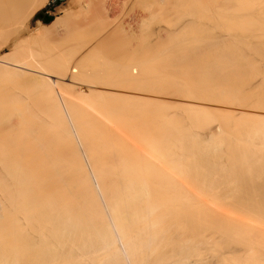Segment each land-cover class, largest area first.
Returning a JSON list of instances; mask_svg holds the SVG:
<instances>
[{
	"label": "bare ground",
	"instance_id": "obj_1",
	"mask_svg": "<svg viewBox=\"0 0 264 264\" xmlns=\"http://www.w3.org/2000/svg\"><path fill=\"white\" fill-rule=\"evenodd\" d=\"M47 1L7 0L13 7L19 5L20 16ZM126 1L129 0L123 2ZM184 1L182 6L179 4L182 8ZM185 3L190 17L182 24L184 28L180 26L182 30L179 27L175 28L176 33L168 31L167 35H171L165 41L171 42L168 45L172 47L152 53L166 55L165 60L161 58L162 68L177 69L183 72L179 76L185 75L186 81L191 79L183 82L181 76L182 82L173 83L178 88L174 86L178 91L184 90L183 95L195 88L186 94L189 99L264 109V0ZM46 27L39 25L31 37L44 35ZM75 38L54 48L36 49L22 44L15 55L0 63L2 76L31 74L24 83L21 80L22 90L32 92L33 97L38 93L35 107L27 103L30 94L27 100L24 98L26 106L17 107L8 104L14 99L21 103L20 92L12 98L0 91V264H264V115L248 110L235 112L228 107L212 109L204 102L188 99L178 101L180 104L174 100L178 111L183 110L174 115L178 117L173 118L175 123L171 119L172 125L168 119L159 122L162 114L154 106L163 102L161 97L158 102L157 98H149L152 95L138 98L134 90V95L129 92L127 96L101 87L149 91L155 85L161 93L168 84L174 91L170 77L164 75L168 78L165 81L160 72L164 81L156 82L158 75L155 73L157 80L153 81L154 72L149 70L153 65L146 63L150 68L142 66L138 72L134 66L135 70H128V64V69L117 66L120 62L114 64L120 72L112 74L110 70L104 75L100 65L99 75L88 77L87 71L86 75L81 70L88 67L83 66L84 54L90 48L85 53L80 51L88 41ZM179 43L181 47L177 46ZM161 59L157 61L161 63ZM114 66L107 65L109 69ZM52 74L59 79H53ZM81 74L87 78L84 80ZM66 76L70 79L66 80ZM155 82L162 83L161 90ZM184 86L187 91L182 89ZM146 97L154 105L152 122H145L146 112L152 109H148L151 103ZM138 116L144 119L140 121ZM181 118L189 121L187 127L188 123L191 128L208 125L204 135L227 140L226 143L229 140L228 145L224 142L229 152L222 148L224 153L220 156L218 140L212 139L216 142L212 145V140L209 143L206 137H198L203 133L182 129L186 121L181 122ZM222 128L224 132L220 131ZM219 132L235 137L227 139L225 134L224 140ZM189 133H194L191 141ZM236 136L243 142L238 143ZM201 139L212 145L213 151L208 149L211 156ZM179 140L186 143L181 145L182 150H193L187 154L201 153V160L208 162L207 174L211 171V178L202 170L209 178L206 177L208 186L204 182L208 188L194 185L197 181L192 177L191 183L181 175L187 184L177 177L179 172L173 174L180 165L185 168L170 152L180 150V158L187 155L179 148ZM193 140L199 144H192ZM176 141L179 149L167 145ZM204 150L206 154L202 153ZM218 156L228 157L227 161L222 158L226 163ZM188 157L187 162L191 158ZM201 160L197 158L200 166ZM198 163H187L186 167L191 165L190 173L184 175H191ZM220 173L221 177H214ZM233 183L235 187L230 186ZM216 188L221 191L217 193ZM204 189L211 191L205 193Z\"/></svg>",
	"mask_w": 264,
	"mask_h": 264
},
{
	"label": "rangeland",
	"instance_id": "obj_2",
	"mask_svg": "<svg viewBox=\"0 0 264 264\" xmlns=\"http://www.w3.org/2000/svg\"><path fill=\"white\" fill-rule=\"evenodd\" d=\"M62 1H65V0H62ZM123 1H125V0H77L76 1V3H77V6L75 5H73V6H70L69 5V2L68 1H65L63 4H64V6H62V5H60V6H57L60 2H51L50 0H48L45 4H44V6L42 7V8H38V10L36 9V10H31V11H28L27 13H26V15H22V16H20V14H21V12H20V10H22V9H20V7H19V5L17 6H11L10 5V3L8 4V2H7V0H5V1H3V0H1L0 1V3H1V5H0V63L2 62L1 60H6L8 57H9V59L13 56V55H15L18 51H19V49L21 48V45L22 44H30V45H28V46H31V45H33V47H35L36 49L37 48H49V47H52V48H54V47H57V46H62V45H64V44H66V43H68V42H71L72 40H74L73 38H74V36L76 37L75 39H77V40H82L83 42L85 41H88V42H90V43H92V42H94V44H97V45H94L92 48L91 47H89L90 49V51L88 52V53H86V54H84L85 55V59H86V62L87 61H89L90 62V65H89V62L88 63H86L85 62V60L83 61V62H85V64L83 65V66H87L88 65V67L86 68V67H84V68H86V69H84L83 70V68H82V70H81V72L83 73V74H86L88 77L90 76L91 77V74H93V76H95V75H99V73L97 72L98 70H100L102 67H104V69L102 68V70H100V71H103V74L105 75V74H108V72L109 73H111L110 72V70H112L113 72H112V74H114L115 72H118V70L116 71L115 69L116 68H118L117 66H127L126 64H128L129 65V69H128V66L126 67L128 70H130L131 68H132V70H135V69H133V66H134V68H137L136 69V71H138L139 72V69L140 68H142V66H143V68L145 69V67L144 66H146L147 67V65H153V66H151V69H149V70H151L152 71V73L154 74H152V76L154 77L156 74L158 75L156 78L159 80V81H156L155 80V77H154V79H153V77H152V79H153V81L155 80L156 82H161V80L162 79H160V76H162V74H163V76L164 75H167V76H169L170 77V80H168L169 82H172V85L174 86L177 82H179V81H181L182 82V80H184L183 82H189V79H187V81H186V78H184V76L183 75H180L179 76V74L181 73V74H183V72L182 71H178L177 69H176V71H174V70H172L173 68H171V73L169 72V70H170V68L168 69V67L166 68V67H164V68H166V69H164V68H162V59L164 58V57H166V55L164 54L163 56L162 55H157V56H154V54H155V52H157V53H159L158 51H165V50H167V48L169 49V48H171L172 46H169L168 44H170L171 42H168V43H166V41L165 40H167L168 41V38H169V35H171V34H169V35H167L169 32H173L174 30H176L177 31V29L180 27V26H182V24L183 23H185V20L188 18V17H190L187 13H186V7H187V4L185 3L186 2V0L184 1V3H183V6L185 7V5H186V7L184 8H182L181 6H182V2H183V0H180V1H178V0H129V1H126V2H123ZM7 3V4H5V3ZM92 2H94V4L93 5H88L87 3H92ZM176 2H178L177 4H176ZM125 3H127V5L125 4ZM181 3V6L179 5ZM7 5L8 7H9V5H10V7H9V9H8V7L7 6H5V5ZM124 6V7H123ZM126 6V7H125ZM12 7V8H11ZM19 7V8H18ZM48 8L47 10H46V12L45 13H47V14H52V15H54V16H58L59 18L58 19H54L53 21H50L49 23H40L39 22V24H38V26L39 25H41V24H43V25H45V26H47L46 28H47V30L45 31V33H44V35H42V36H36V37H31V34L33 33V31L36 29V28H38V26L36 27V28H33L34 26H35V24H36V21H40L41 19L40 18H37V19H34V15L38 12V11H40L41 9H43V8ZM8 9V11L6 12V10ZM14 8V9H13ZM16 8H18V9H16ZM2 9H5L4 11H2ZM11 9V10H10ZM16 10V11H15ZM18 11V13H16ZM11 14H9V13ZM14 13V14H13ZM7 14V15H6ZM11 16V17H10ZM184 20V21H183ZM42 21V20H41ZM183 21V22H182ZM187 21H188V19H187ZM181 23V25H179ZM112 25V26H111ZM178 26V27H177ZM174 27V28H173ZM165 28V29H164ZM175 28H177V29H175ZM181 28V27H180ZM182 28H184V26H182ZM182 28H181V30H182ZM171 30V31H170ZM180 30V29H179ZM178 30V31H179ZM104 31V32H103ZM167 31V32H166ZM169 31V32H168ZM175 32V31H174ZM131 33V34H130ZM133 33V34H132ZM159 33V34H158ZM176 33V32H175ZM158 34V35H157ZM156 35V36H155ZM72 36V37H71ZM159 37H161V38H159ZM72 38V39H71ZM158 38V39H157ZM159 39H161V40H163V41H161V40H159ZM165 42V43H164ZM172 42H175V41H172ZM177 42V41H176ZM167 44L166 46L165 45H163V46H161L162 44ZM175 45H177V44H175ZM180 45V43L177 45V46H179ZM182 45V44H181ZM181 45H180V47H181ZM167 46H169V47H167ZM32 47V46H31ZM161 47H163V48H161ZM164 47H165V49H164ZM94 48V49H93ZM155 48H156V51H154L155 50ZM157 48H159V50L157 49ZM149 49V50H148ZM154 49V50H153ZM146 50V51H145ZM148 50V51H147ZM152 50V51H151ZM149 51H151L150 53H149ZM154 52V54H152ZM160 54H162V53H160ZM153 55V56H152ZM88 57V58H87ZM156 57H157V59H156ZM150 60H149V59ZM151 58L152 59H155V60H151ZM162 58V59H161ZM8 59V60H9ZM143 59L145 60L144 61V63H143ZM161 59V63L160 62H158L157 60H160ZM168 58H166V60H167ZM115 60V61H114ZM147 60V61H146ZM149 60V61H148ZM164 60H165V58H164ZM110 61V62H109ZM142 61V62H141ZM151 61H152V63H154V64H150L151 63ZM157 61V63H155ZM168 61V60H167ZM117 62L119 63V65L117 64ZM109 63V64H108ZM110 63H113V64H110ZM117 64V66L115 67L114 66V64ZM146 63H147V65H146ZM158 63H160V64H158ZM96 64V65H95ZM123 64H125V65H123ZM145 64V65H144ZM157 65V69H156V65ZM102 67H101V66ZM107 65H108V67L109 66H114V68L113 67H111V69H109L108 67H107ZM159 65V66H158ZM81 66V65H80ZM93 66H96V67H93ZM100 66V67H99ZM137 66V67H136ZM150 66H148L149 68H150ZM93 67V69H91ZM122 67V68H123ZM147 67V68H148ZM153 67H155V68H153ZM96 68V69H95ZM100 68V69H99ZM106 68V69H105ZM119 68H121V67H119ZM122 68H121V70H122ZM146 68V69H147ZM160 70H159V69ZM89 69V70H88ZM98 69V70H97ZM114 69V70H113ZM153 69H156V70H153ZM168 69V70H167ZM95 70V72H97V73H95L94 74V72L93 71ZM141 70H143V69H141ZM159 70V71H158ZM84 71H87L86 73H84ZM93 73H92V72ZM99 71V72H100ZM105 71H106V73H105ZM115 71V72H114ZM156 71H158V72H156ZM91 72V73H90ZM119 72H120V70H119ZM149 72V71H148ZM162 74H161V73ZM176 72H178V73H176ZM180 72V73H179ZM90 73V74H89ZM101 74H102V72H100ZM151 73V72H150ZM156 73V74H155ZM159 73V74H158ZM28 74H30V73H28ZM83 74H81V76H84ZM161 74V75H160ZM174 74H176V75H174ZM185 74V73H184ZM22 75H24V74H22ZM25 75H26V73H25ZM24 75V76H25ZM36 75V74H35ZM34 75V76H35ZM38 75V74H37ZM53 76H52V78L53 79H59L58 77H57V75L55 74H52ZM85 75V76H86ZM31 76V74L30 75H27V77L25 76V77H23V76H7V75H4V76H2V75H0V91H2V93L4 92V94H6V95H10L11 94V97L13 98V97H17L18 95H19V92L21 93V96H18V97H23L22 99V102L21 103H19V101H18V103L16 102V99H14V101L12 102V103H10V104H8L9 106H22V105H25L26 104V100H27V103H29V104H31V106L33 107H35V105H37L36 103H37V99H38V93H35V94H37L36 96H34L33 97V95L34 94H30V93H32V92H30V93H28V91H27V93H25V89H24V91L22 90L23 88H24V86H23V88H22V81L24 80H26V79H24V78H28V77H30ZM33 76V77H34ZM55 76V77H54ZM85 76H84V80L87 78H85ZM92 76V77H93ZM101 76V75H100ZM150 76H151V74H150ZM163 76L161 77V78H163ZM167 76H164V77H166V79H165V81L168 79L167 78ZM172 76V77H171ZM178 76V77H177ZM182 76V77H181ZM32 77V78H33ZM36 77H38V76H36ZM67 77V78H66ZM65 77V79L66 80H68V79H70V77L69 76H66ZM173 77L175 78L176 77V79L174 80L173 79ZM179 77H181V78H183L182 80H180V78ZM19 78H21V79H19ZM31 78V77H30ZM95 78V77H94ZM179 78V79H178ZM29 79V78H28ZM27 79V80H28ZM88 79H91V78H88ZM93 79V78H92ZM174 80V82H173V80ZM22 80V81H21ZM191 80V79H190ZM24 81H23V83H24ZM164 81V79L162 80V82ZM177 81V82H176ZM81 82V81H80ZM152 82V81H151ZM155 82V84H157ZM176 82V83H175ZM84 83H86V81H84ZM165 83H167V82H165ZM164 83V84H165ZM173 83H175V84H173ZM153 85V84H152ZM158 85V84H157ZM156 85V87H158L159 85H162V83L160 84L159 83V85L157 86ZM168 84H166V87H169L168 88V90H167V88L165 87L164 89H166V91L162 88L163 87V85H162V87H160L159 86V88H160V90H161V88H162V90H163V92L161 91V93L159 92V89L157 90V88H154L155 87V85H153L152 87L153 88H151L150 90H151V92H150V94L148 93L147 94V92H149V91H147L148 89H146V90H141V89H132L131 87H121V89H123V90H121L120 89V87L118 88H116V87H108V86H103V87H101V89L103 88V89H105L106 88V90L107 91H110L109 89H111V91H115V92H118L117 90H119V92H121V93H125L126 95L129 93V95L131 94V95H134V91H137L136 93H135V95L134 96H138V95H141V97L142 96H144L145 97V94L149 97L150 95H152V96H150L149 98H151V97H154L153 99H155V98H157V101H158V97H161L162 98V100H163V102L160 104L161 105V108H159L160 106H159V104H157V102L155 103V104H157L156 105V107L154 106V105H152V103H151V101L152 100H149L148 99V97H146L149 101L148 102H150L151 104H150V106H149V104H148V109H150V107H151V105L152 106H154V108H156V112L158 111L159 113H161L160 115H161V119L159 118V117H157V118H159V122H160V120L162 121V119H165V121L167 120V122L169 123H171V125L173 124L172 123V121L174 122V120H173V118H178V117H175L176 116V114L179 112L178 111V108L179 107H177L176 105V102H174V100H176L177 101V103H179L180 101H184V100H188L189 98H187V96L191 93L190 91H192V90H194L193 88H191V90H189V91H187L186 90V86H184L185 88H182V89H185V91H187L188 92V94H187V96H186V94H184L183 95V92H184V90H182L181 91V89L179 88V90L180 91H178V87L176 88L175 86V88H176V90H172L171 88L172 87H170V86H167ZM99 86H102V85H99ZM190 87V86H189ZM112 88H114L115 90H113ZM174 88V89H175ZM187 88H188V86H187ZM129 89H131V91H128ZM152 89H154L153 91H154V93H152ZM206 89H207V87H206ZM210 89L212 90V88L210 87ZM127 90V91H126ZM134 90V91H133ZM209 90V89H208ZM105 91V90H104ZM106 91V92H107ZM133 91V92H132ZM140 91V92H139ZM144 93H143V92ZM156 91H158V92H156ZM177 91V92H176ZM133 94H132V93ZM167 92V93H166ZM169 92H170V94H169ZM173 92V93H172ZM182 94H181V93ZM190 92V93H189ZM9 93V94H8ZM157 93V94H156ZM32 96H30V95ZM137 94V95H136ZM158 95V96H156V95ZM168 94V95H167ZM31 97L30 99L29 98H27V97H29V96ZM183 95V96H182ZM128 96V95H127ZM186 96V97H185ZM36 97H37V99H36ZM140 96H138V98H139ZM184 97V99H182ZM24 98L26 99V100H24ZM143 98V97H142ZM33 99V100H32ZM36 99V100H35ZM152 99V98H151ZM173 99V100H172ZM179 99V100H178ZM193 98L191 97V99H189V100H192ZM162 100H159L160 102L162 101ZM171 100L174 102V103H171ZM194 101H200V102H204L206 105H209V106H212V109H214V107L215 106H219L220 108H225L226 107V109H227V107H228V110H230L231 108H232V111H234V109H235V112H236V110H238L237 112H239V111H253V113L255 112H257V113H262L263 115H264V109H260L259 108V110H258V108H255V107H253V108H250L249 106H247L246 105V107H244L243 105H235V104H230V103H225L224 104V102H223V104H220V102H219V104H218V102H216V104H215V102L214 101H202V100H199V99H193ZM30 101V102H29ZM32 101H34V102H32ZM36 101V102H35ZM158 101V102H159ZM166 101V102H165ZM170 101V102H169ZM179 101V102H178ZM154 102V101H153ZM207 102H210L209 104L207 103ZM214 104H213V103ZM34 103V104H33ZM212 103V104H211ZM180 104V103H179ZM26 106V105H25ZM24 106V107H25ZM179 106V105H178ZM238 106V107H237ZM243 106V107H242ZM248 107H249V109H248ZM152 108V107H151ZM159 108V109H158ZM234 108V109H233ZM89 109V108H88ZM132 109V108H131ZM134 109V108H133ZM147 109V110H148ZM180 109V108H179ZM215 109H216V107H215ZM257 109V110H256ZM89 110H91V108L89 109ZM135 110V109H134ZM133 110V111H134ZM138 110H141V109H136L135 111H138ZM144 110V109H143ZM142 110V111H143ZM146 110V109H145ZM146 110V111H147ZM224 110V109H223ZM255 110V111H254ZM150 111V112H149ZM149 111H147L148 113H150V115L153 113L154 114V112H152L153 111V108L151 109V110H149ZM154 111H155V109H154ZM226 111V110H225ZM125 112H127V109H126V111ZM124 112V113H125ZM141 112V111H140ZM146 112V115H145V117L147 116V118H146V120H145V122H152V121H154L153 119H152V115H151V118H150V116H149V114ZM152 112V113H151ZM180 112H183V110H180ZM179 112V113H180ZM144 113V112H143ZM158 113V114H159ZM178 113V114H179ZM185 113V112H184ZM131 114H132V112H131ZM145 114V113H144ZM157 114V115H158ZM177 114V115H178ZM127 115V114H126ZM140 115H143L142 114V112H141V114ZM159 115V116H160ZM175 115V116H174ZM144 116V115H143ZM149 116V117H148ZM163 117V118H162ZM124 118H126L127 119V117H125L124 116ZM130 118V117H129ZM128 118V119H129ZM150 118V119H149ZM125 119V120H126ZM138 119L140 120V119H144V117H139L138 116ZM170 119L172 120V121H170ZM124 120V119H123ZM123 120H121V121H123ZM131 120V119H130ZM132 120H134V118L132 119ZM131 120V121H132ZM157 120V119H156ZM177 120V119H176ZM175 120V121H176ZM135 121V120H134ZM141 121V120H140ZM143 121V120H142ZM158 121V120H157ZM184 121H186L185 123H182V124H185V125H183L184 127L182 128V126H180L182 129H184V128H186L187 127V122H189L187 119L186 120H184L183 118H181V122H184ZM213 121V120H212ZM211 121V122H212ZM217 121V120H216ZM215 121V122H216ZM125 122V121H124ZM128 122H129V120H128ZM178 123L180 122V120H178L177 121ZM176 122V123H177ZM214 122V121H213ZM130 123H132V122H130ZM175 123V122H174ZM217 123H219V120H218V122ZM217 123H215V124H217ZM180 124V123H179ZM189 123H188V127L187 128H189V129H191V131H194L195 132V130H196V132H198V133H203L202 135H198V137L200 138H205L206 136L204 135V132H206L205 130H207V126L208 125H206L205 126V128H202L203 126H201V128H198V127H193L192 126V128L191 127H189ZM210 125V124H209ZM211 125H212V123H211ZM174 127V126H173ZM172 127V128H173ZM176 127H174V129H175ZM180 128V130H182ZM186 128V129H187ZM199 130H197V129ZM185 129V130H186ZM223 129V128H222ZM220 130L221 132H224L225 130V126H224V129L223 130ZM175 130H178V129H175ZM179 130V131H180ZM184 130V131H185ZM188 130V129H187ZM203 130H204V132H203ZM179 131H177V132H179ZM190 131V132H191ZM200 131H202V132H200ZM221 132H219L218 133V135L219 134H221ZM227 132H229V130H228V128H227ZM227 132H225V133H222L221 134V136L219 135V137H222L221 139H224L225 140V138H223V137H225V134L227 135L226 136V138L228 139V137H231L232 136V138L233 137H235V136H233L234 135V132L233 131H231L230 130V133H233V135H231V136H229L230 134H228ZM180 133V132H179ZM182 133V132H181ZM186 133H187V131H186ZM192 133V132H191ZM191 133H189V136H191ZM217 134V133H216ZM224 134V135H223ZM185 135H187L188 136V134H185ZM188 136V137H189ZM194 136V133H193V135L189 138V141H191ZM215 137H217V135L215 136ZM185 138L186 137H184V141H186L185 140ZM192 138V139H191ZM198 138V139H199ZM207 139H201L200 141H203V142H209V139H210V142H211V140L212 139H216L215 141H217L218 140V144H219V146H218V151H219V153L218 154H220V153H224V151H223V149L222 148H224V149H226L228 146V142H229V140H228V142L226 143L225 141H227V140H225L224 142L227 144L226 145V147L224 146V142L222 141V140H220V139H218V137L217 138H212V137H206ZM231 138V139H232ZM183 139V138H182ZM230 139V138H229ZM234 139V138H233ZM233 139H232V141H233ZM236 141L238 142V143H240V142H243V141H240L239 140V138L236 136ZM207 140V141H206ZM219 140H220V142H219ZM179 141H181V142H179L178 143V141H176V144H175V142H170V143H168L167 145H169L170 146V144L172 145V147H174V148H176V149H179L180 147H181V145H183V147H184V143L185 142H182L183 140H179ZM199 141V142H200ZM213 141V140H212ZM221 141H222V143H221ZM235 141V140H234ZM258 141V139L256 140V142ZM197 143V144H199L198 143V141L196 140H193V143L192 144H195V143ZM203 142H200L202 145H203ZM208 142H207V145L204 143V145H205V147H207V148H205V150L207 151V153H209V155L211 156V151L209 152L208 151V149H210V150H212V148H211V146L213 145V144H215L216 142H211L212 143V145L210 144V146L208 145ZM209 142V143H210ZM249 143H251V142H254V141H248ZM247 142V143H248ZM255 142V143H256ZM177 143L178 144H180V146H179V148H178V146H177ZM190 144H191V142H189ZM245 143H246V141H245ZM174 144V145H173ZM190 144H188L187 143V145H190ZM243 144V143H242ZM185 145H186V143H185ZM203 145V146H204ZM202 146V147H203ZM220 146H221V149H220ZM172 147H170V149H172ZM191 147V146H190ZM208 147H210V148H208ZM181 149V148H180ZM186 149V148H185ZM184 148H183V150L181 149V151L183 152V153H185V154H187V151H189L190 152V154H191V152L193 151L192 149L190 150H185ZM201 149H204V147L203 148H201ZM221 150V152H220V150ZM202 151V153L203 152H205V154H206V151ZM228 150V148L226 149V151ZM170 151V150H169ZM175 152V150L174 149H172L170 152L175 156L174 157V159H176V158H178L177 159V162L178 163H180V160H181V162L183 163V166L186 168V170H185V168H183L180 164H178L177 162H176V165L177 166H179V167H177L176 169L178 170H175V171H172L173 172V174L175 175L177 172H179V173H177L179 176H177L178 178H180V179H182V176H183V178H189V181H191V183H192V180L193 181H197L194 185H203V187H207L210 183H209V178L207 177V176H209L210 178H211V171H210V173L209 174H207L208 172L207 171H209L210 169L207 167V161L205 160V161H203V160H201V155L200 154H197V155H199L198 157L200 158V160L203 162V165H202V163H201V161H200V163H201V165L202 166H200V164L198 163L199 162V159H198V162H197V155H194V154H196V153H192V155H190L189 153L187 154V155H185L184 156V154L183 155H181V158L179 157L180 156V150H179V152H178V150L175 152V153H173V152ZM199 151V150H198ZM213 151V150H212ZM225 151V152H226ZM200 152V151H199ZM198 152V153H199ZM214 152H215V154L214 155H216V157H217V155L218 154H216V152H217V150H214ZM228 152H229V150H228ZM227 152V153H228ZM179 153V154H178ZM208 154H207V156L206 157H208L209 156ZM188 156H190L191 158H190V161L189 162H187L186 161V159H189V157ZM193 156H196V158L194 159L193 158ZM220 156H221V154H220ZM220 156H218V158L220 157ZM223 156V155H222ZM225 156H228V154L226 155V153H225ZM182 157H185V158H182ZM203 158L205 157L204 155L202 156ZM215 157V156H214ZM217 158V159H218ZM221 158V160L220 161H223V160H226V158H228V157H220ZM219 158V159H220ZM222 158H223V160H222ZM174 159H171V160H174ZM193 161H192V160ZM216 158H215V160H217ZM175 161L176 160H174V163H175ZM186 161V163H185V165H184V162ZM227 161V160H226ZM191 162V164H193V162H196V163H198L199 164V166L198 165H196L197 166V168L196 169H194V168H192L193 170H195L193 173H192V171H191V175L190 174H188V175H190V176H185L184 174L185 173H190V168H189V166H191V165H189L188 164V166L186 167V164L187 163H190ZM204 162H205V164H204ZM207 162V163H206ZM223 163L225 164L226 162H224L223 161ZM193 166H195V165H193ZM208 166H209V164H208ZM202 167V169H200ZM208 168L207 170L205 169V168ZM183 170H181V169ZM189 168V169H188ZM204 168V169H203ZM191 169V170H192ZM182 171V172H180V171ZM187 170H189L188 172H187ZM205 171V173L207 174V176H206V174L203 172V171ZM186 171V172H185ZM198 171V172H197ZM203 173H202V172ZM176 172V173H175ZM195 173V175H192V174H194ZM201 173V174H200ZM215 173H217V172H214V174ZM176 174V175H177ZM197 174V175H196ZM182 175V176H181ZM199 175V176H198ZM185 176V177H184ZM218 176H220L221 177V173L219 174V175H217V176H215L214 175V177H218ZM224 177H226L225 175H223ZM190 177H192L193 179L191 180L190 179ZM199 177V178H198ZM206 177L208 178V180L206 179ZM196 178H198L201 182H199V180H197ZM201 178H203L202 180H201ZM187 179L185 180V179H182L183 180V182H184V180H185V183L187 182ZM208 182L207 183V186H206V183H205V186H204V182ZM199 182V183H198ZM212 182V181H211ZM225 183V182H224ZM187 184H188V182H187ZM226 184V183H225ZM229 184V183H228ZM200 185V186H201ZM232 185L235 187V184L233 183V184H231L230 186L232 187ZM221 186H222V184H221ZM223 186H225L224 184H223ZM215 187H217V188H220V186H218L217 184H216V186ZM226 187H229V186H227L226 185ZM208 188V187H207ZM216 188V189H217ZM223 187H221V189H222ZM221 189L220 190H218L217 189V193H218V191H221ZM208 190V189H207ZM210 191H211V189H209ZM209 190L207 191V192H209ZM214 191H216V190H214ZM204 192L205 193H207L206 192V190L204 189ZM211 193V192H210ZM220 193V192H219Z\"/></svg>",
	"mask_w": 264,
	"mask_h": 264
},
{
	"label": "crops",
	"instance_id": "obj_3",
	"mask_svg": "<svg viewBox=\"0 0 264 264\" xmlns=\"http://www.w3.org/2000/svg\"><path fill=\"white\" fill-rule=\"evenodd\" d=\"M65 1H68L70 6H73V5H74V6H75V5L77 6V3H76L77 0H65ZM65 1H61L57 6H60V5L64 6L63 3H64ZM87 4H88V5H93L94 2H92V3H87ZM43 6H44V5H43ZM43 6H42V7H43ZM42 7H40V8H42ZM40 8H39V9H40ZM37 10H38V9H37ZM53 16H54V15H53ZM58 18H59L58 16H54L53 19H52L51 21H53L54 19H58ZM39 22H40V23H45V22H43V21H41V20H40V21H36V24H35V26H34L33 28H36V27L38 26ZM88 44H89V45H88ZM86 45H87V46H86ZM86 45H83V46H86V47H84V49H81V50H80L82 53H85V52L89 49V47H91L92 45L94 46V45H97V44H94V42H92V43H90V42H86Z\"/></svg>",
	"mask_w": 264,
	"mask_h": 264
},
{
	"label": "trees",
	"instance_id": "obj_4",
	"mask_svg": "<svg viewBox=\"0 0 264 264\" xmlns=\"http://www.w3.org/2000/svg\"><path fill=\"white\" fill-rule=\"evenodd\" d=\"M62 0H56V2H61ZM48 8H43L40 11H38L35 15H34V19L40 18L43 22L45 23H49L52 19H53V15L52 14H47L45 13L46 10Z\"/></svg>",
	"mask_w": 264,
	"mask_h": 264
},
{
	"label": "water",
	"instance_id": "obj_5",
	"mask_svg": "<svg viewBox=\"0 0 264 264\" xmlns=\"http://www.w3.org/2000/svg\"><path fill=\"white\" fill-rule=\"evenodd\" d=\"M51 2H55L56 0H50Z\"/></svg>",
	"mask_w": 264,
	"mask_h": 264
}]
</instances>
